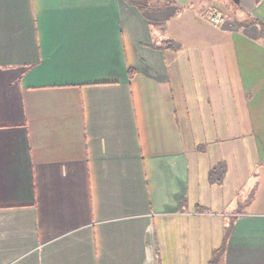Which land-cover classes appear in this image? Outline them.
Wrapping results in <instances>:
<instances>
[{
	"label": "crops",
	"instance_id": "obj_1",
	"mask_svg": "<svg viewBox=\"0 0 264 264\" xmlns=\"http://www.w3.org/2000/svg\"><path fill=\"white\" fill-rule=\"evenodd\" d=\"M152 1L0 0V264H264V0Z\"/></svg>",
	"mask_w": 264,
	"mask_h": 264
},
{
	"label": "rangeland",
	"instance_id": "obj_2",
	"mask_svg": "<svg viewBox=\"0 0 264 264\" xmlns=\"http://www.w3.org/2000/svg\"><path fill=\"white\" fill-rule=\"evenodd\" d=\"M149 1L153 2L152 0H149ZM209 7H210V11H211L210 15L213 12V10L216 9L217 13L220 14L224 18V20L221 23H225V17L227 18V15L225 14V12L221 11L220 3L217 0H211V2L209 3ZM180 8H182V6H180V5H170L167 8L164 7V9L157 11V12L154 9H147L146 14L151 16V17H156V18L164 17L165 14L168 16V15H171L172 13L173 14L176 13L177 11H179ZM220 24L218 23V25H220ZM257 119H258V117L254 118V120H257ZM258 136H259L258 139L260 141H264V133H258ZM248 140H251V139L248 138ZM214 209H216V211H221V210H224L225 208L218 207V208H214ZM218 217L222 218V219H225V218L229 219V216L225 217L222 215V216H218ZM220 258H221L220 254H216V257L214 258V260L210 264H222V260Z\"/></svg>",
	"mask_w": 264,
	"mask_h": 264
},
{
	"label": "trees",
	"instance_id": "obj_3",
	"mask_svg": "<svg viewBox=\"0 0 264 264\" xmlns=\"http://www.w3.org/2000/svg\"><path fill=\"white\" fill-rule=\"evenodd\" d=\"M127 1L133 4L134 6H136L139 10L141 9L144 14H146L147 9H152V4L150 3L149 0H127ZM221 251H222V247L215 250L213 254V258L211 259L210 263L214 260L216 254H220Z\"/></svg>",
	"mask_w": 264,
	"mask_h": 264
},
{
	"label": "built area",
	"instance_id": "obj_4",
	"mask_svg": "<svg viewBox=\"0 0 264 264\" xmlns=\"http://www.w3.org/2000/svg\"><path fill=\"white\" fill-rule=\"evenodd\" d=\"M209 20L214 25H218V23L220 24L224 20V18L217 13L216 9H214L209 17Z\"/></svg>",
	"mask_w": 264,
	"mask_h": 264
}]
</instances>
